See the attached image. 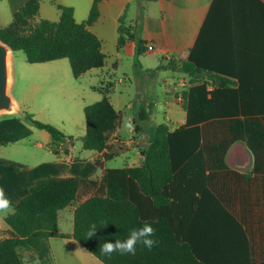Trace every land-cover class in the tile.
I'll return each mask as SVG.
<instances>
[{
    "label": "crops",
    "instance_id": "obj_1",
    "mask_svg": "<svg viewBox=\"0 0 264 264\" xmlns=\"http://www.w3.org/2000/svg\"><path fill=\"white\" fill-rule=\"evenodd\" d=\"M26 1L0 0V27L10 22L13 13ZM92 3L93 0H39L37 19L57 21L60 16L57 4H63L71 6L74 18L81 22L88 17ZM140 10L142 18L138 22ZM124 12L128 25L134 27L140 24V37L146 41L145 47L148 44L153 46L152 50L146 47L145 53L161 54L159 64L142 67L143 80L155 81L159 71L167 70L157 68L158 65H165L169 60L181 63L192 53L199 56L201 63L206 62V70L195 71L200 73H195V76L202 78L198 82L206 81L208 90L214 89L213 81L223 83V98L233 101L238 109L232 116L240 121V139L229 147L224 158L225 166L212 162L210 157L206 158L207 166H200L201 171L192 180L191 218L189 221H181L180 230L190 242L193 257L205 264H264V0H101L99 16L89 29L101 41L105 54L104 65L92 68L81 76L88 73L108 76L107 71L123 64L126 45L132 47L134 53L135 42L132 40H128L121 48L117 47L119 17ZM202 55L205 58L200 59ZM65 59L44 64L49 70L57 72L60 65L65 66V61H62ZM168 70L173 81H168L166 76L162 78L167 86L160 99L166 113L163 122L174 130L186 120V111L181 106V92L188 86L190 76L179 69ZM178 85H182L179 92ZM78 86L73 85V97H79L80 92H83L91 99V102L84 98L75 102L82 109L101 99L98 87L103 85H92L90 88ZM114 86L113 82L108 94L109 100L121 113L118 108L121 96L113 93ZM135 96L139 102H129L133 110L129 117L133 127L127 139L120 135V115L118 126L101 151L84 149L81 139L83 150H78L76 137L64 132L72 138L61 141L54 151L51 135L40 129L43 131L44 142H36L35 147L43 151L28 153L31 155L30 162L0 160V188L4 189L13 207L40 178L77 177L92 179L100 184L105 168L141 166V151L149 141L150 132L159 123L155 126L153 124L151 130L148 128L150 131L143 129L140 133L135 130L133 120L136 115H143L142 111L145 110L151 117L155 107L143 97L141 88H138ZM17 104V112L22 111L18 101ZM180 108L184 116L179 113ZM151 119L155 121L156 114ZM103 155L110 158L104 161V167H99L96 158L102 161ZM119 157L122 158L117 166L108 165L110 160ZM78 203L76 201L58 210V218L60 212L66 210L64 215H71L73 225V214ZM179 207L183 208V205ZM5 217L0 214V240L9 235ZM58 231L68 236L48 239L51 257L52 239L67 238L73 240L72 246L76 247L80 264H103L70 236L73 227L65 233L60 230L58 222ZM21 253L24 264H43L34 251L24 249Z\"/></svg>",
    "mask_w": 264,
    "mask_h": 264
},
{
    "label": "trees",
    "instance_id": "obj_2",
    "mask_svg": "<svg viewBox=\"0 0 264 264\" xmlns=\"http://www.w3.org/2000/svg\"><path fill=\"white\" fill-rule=\"evenodd\" d=\"M100 1L93 0L88 17L77 22L73 8L63 4H57L60 11L57 21L37 19L39 0H27L13 13L12 20L0 27V39L12 51L22 50L29 63L67 58L72 75L78 78L104 65L101 41L89 29L99 16ZM125 17V12L119 17L117 47L134 41L138 62V56L146 52V41L140 37V24L128 25ZM141 18L140 10L138 22ZM198 58L190 53L181 63L169 60L157 66L179 69L190 76L188 86L181 92V106L186 111L184 124L174 130L165 122L156 125L141 151L143 164L105 168L100 184L77 177L36 180L15 205L14 213L5 217L9 235L0 240V264H24L21 253L24 249L34 251L43 264H53L48 239L68 236L58 231V210L76 201L79 203L74 210L70 236L103 264H205L193 257L180 225L191 218L190 189L194 185L192 180L201 171L199 167L205 168L209 157L225 166L229 147L240 139V121L232 116L238 112L237 106L223 98V83L213 81L214 89L208 90L206 81L198 82L202 78L195 76V71L207 68L206 62L201 63ZM112 84L107 82L98 87L101 99L83 109L85 133L80 139L84 149L101 151L118 126L120 113L108 96ZM142 113L137 115L139 120L149 117L145 110ZM26 115L31 124L51 135L54 151L61 141L72 138L55 126ZM133 122L138 131L137 118ZM103 156L102 161L96 158L99 167H104V161L110 158ZM93 223L97 225V235L87 239L86 233ZM144 223L156 229L153 238L159 243L151 250L137 245L135 255L113 253L108 258L100 254L99 248L105 241L124 240L131 229Z\"/></svg>",
    "mask_w": 264,
    "mask_h": 264
},
{
    "label": "rangeland",
    "instance_id": "obj_3",
    "mask_svg": "<svg viewBox=\"0 0 264 264\" xmlns=\"http://www.w3.org/2000/svg\"><path fill=\"white\" fill-rule=\"evenodd\" d=\"M122 59L123 64H119L117 69L107 71L108 76L88 73L81 76L80 79H76L72 75L67 58L62 60L65 61V66L60 65V68L56 70L57 72H53L44 63L27 62L25 53L22 50L13 51L11 92L20 103L22 111L0 115V160L17 163L30 162L31 155L28 153L43 151L41 148L37 150L38 148L35 147L36 142H44L43 131L27 120L26 114L28 113L40 122L51 124L64 133L72 134L76 137L75 145L78 150H83L80 146V136L85 131L83 129L85 117L83 109L75 102L83 98V100L91 102V99L88 94H82L83 92H80L79 97L74 98L72 95L73 85L90 88L92 85H105L108 80V82H114L113 93H119L121 96V103L118 106L122 116L120 135L125 139L130 136V129L125 124L133 112L129 102L135 101L138 104V98L135 96L138 88L143 90V97L149 103L154 104L153 113L156 114L155 121L151 119L154 114L143 121H140L136 115L137 123L142 128L139 129V132L142 133L143 129L148 128L151 130L153 124L155 126L156 123L165 121L166 113L160 95L167 86L162 78L166 76L168 81H173L170 71L168 69L159 71L157 79L153 82L143 80L142 77L144 73L142 67H153L159 64L161 54L148 52L140 55L137 62L135 51L133 53L132 47L126 45ZM181 87L182 85H178V92L181 91ZM179 113L184 116L181 108ZM121 158L110 160L108 165L117 166ZM64 213H67L66 210L60 212L58 222L60 230L66 233L72 230L73 225L71 215H64ZM72 243H74L73 240L67 238L52 239L53 264H80L76 256V247H73Z\"/></svg>",
    "mask_w": 264,
    "mask_h": 264
},
{
    "label": "clouds",
    "instance_id": "obj_4",
    "mask_svg": "<svg viewBox=\"0 0 264 264\" xmlns=\"http://www.w3.org/2000/svg\"><path fill=\"white\" fill-rule=\"evenodd\" d=\"M125 126L129 129L133 127L131 119L126 121ZM15 209L11 200L5 195L3 188H0V214L7 216L14 213ZM97 235V225L91 224L89 230L86 233L87 239ZM156 235V229L150 224L144 223L142 227L133 228L130 230L129 235L124 240H115L114 242L105 241L99 248V252L102 256L111 258L113 253L120 255H135L137 245H142L144 248L151 250L156 246L159 241L154 239Z\"/></svg>",
    "mask_w": 264,
    "mask_h": 264
},
{
    "label": "water",
    "instance_id": "obj_5",
    "mask_svg": "<svg viewBox=\"0 0 264 264\" xmlns=\"http://www.w3.org/2000/svg\"><path fill=\"white\" fill-rule=\"evenodd\" d=\"M12 54V48L0 39V115L14 113L19 109L11 92L13 83Z\"/></svg>",
    "mask_w": 264,
    "mask_h": 264
},
{
    "label": "built area",
    "instance_id": "obj_6",
    "mask_svg": "<svg viewBox=\"0 0 264 264\" xmlns=\"http://www.w3.org/2000/svg\"><path fill=\"white\" fill-rule=\"evenodd\" d=\"M146 47H147L148 50H152L153 49V46L151 44H148Z\"/></svg>",
    "mask_w": 264,
    "mask_h": 264
}]
</instances>
